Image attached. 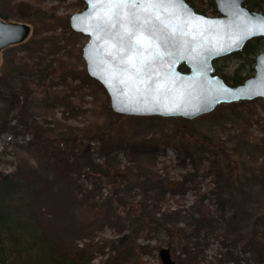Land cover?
<instances>
[{
	"label": "rangeland",
	"instance_id": "1",
	"mask_svg": "<svg viewBox=\"0 0 264 264\" xmlns=\"http://www.w3.org/2000/svg\"><path fill=\"white\" fill-rule=\"evenodd\" d=\"M211 1L213 6H210ZM13 6L23 17L39 9L44 13L47 25L37 29L34 36L33 23L27 20L20 22L30 26L31 34L22 44L2 51L0 76L15 89L24 87L29 92L26 101L20 98V104H24L30 117L29 122H37L46 131L59 122L67 129L68 138L74 146L85 145L89 141L96 163L105 164L112 170L119 167L124 178L130 180L129 184L126 183L128 185L122 184L123 187L120 183L103 180L98 185L99 189L95 190L96 198L103 203L110 198L138 204L147 199L149 203L145 193L147 186L141 185L149 167L173 182H181L183 176H187L188 181L181 190L175 195L167 193L162 199L163 208L180 210L182 217L192 211L191 206L204 194L207 198L203 203L216 214V202L209 190L220 188L224 198L229 200L225 210L228 215L235 216L237 233L225 238L220 235L223 232L220 230L217 236H200L198 249L192 250L196 258L191 264H236L232 259L241 260L240 264H255L251 261L249 250L244 251L243 242L264 220V101L220 105L210 114L191 120L184 128L176 122L179 118L149 121L123 116L116 119L107 112V95L86 75L81 51L88 38L73 33L69 28V17L82 11L84 3L81 0H0V9L11 18L14 15ZM202 8L204 11L198 12L210 17L218 15L213 0H202ZM261 13L264 14V10ZM35 40L40 42L39 48L32 43ZM261 52H264L263 39L260 40L258 54ZM255 57L250 56L248 60L255 61ZM22 60L27 64L50 67L41 86L38 85L41 77L36 71L23 78L8 74L9 68L21 66ZM241 62L242 59L230 55L214 61L213 66L220 69L218 75H231ZM254 64L245 63L242 74L245 79L254 75ZM56 94L67 99L58 100ZM7 107V103L0 99V122L6 115ZM15 113L13 111L5 117L14 129L0 134V172L13 173L19 169L22 176L37 184L31 208L41 231L55 248L69 252L74 248H91L90 264H106L111 257H118V264H161L158 252L161 248H168L176 264H186L182 248L190 243L179 244L176 240L169 247L165 235L156 232L153 227L124 226L121 220L101 223L99 218L106 215L111 206L107 204L103 211L99 207L96 210L100 211L97 212L99 217H96L89 208L92 201L86 202L76 192L73 181L55 177L54 172L29 149L27 143L31 136L19 125ZM95 131L111 135V159L106 160L101 155L99 143L89 140L90 134ZM176 131L180 132L179 135L183 132L188 135L184 147L191 157L185 162H179L182 159L178 158L173 144L166 140ZM124 140H153L158 143L159 151L154 157L115 151L119 142ZM209 144H223L221 150L225 148L226 156H220L216 147ZM219 169L232 177V185L227 187L221 181L217 173ZM92 185L91 180L84 182L88 189ZM115 191L117 197H112ZM5 212L14 214L11 210ZM118 216H125L121 207ZM176 227L185 228V221H179ZM263 232L258 228L257 235L262 238ZM125 236L128 238L121 241ZM228 252L231 253L230 258L225 256Z\"/></svg>",
	"mask_w": 264,
	"mask_h": 264
},
{
	"label": "trees",
	"instance_id": "2",
	"mask_svg": "<svg viewBox=\"0 0 264 264\" xmlns=\"http://www.w3.org/2000/svg\"><path fill=\"white\" fill-rule=\"evenodd\" d=\"M189 3L197 12L199 10L204 11L202 8V0H185ZM83 1L81 0V3ZM210 6H213L212 1ZM246 6L252 10L262 12L264 10V0H247ZM13 18L9 14L4 13L0 9V19L9 21L13 19L16 22H24L27 20L34 25V36L37 35V29L44 28L47 23L44 18V13L39 9L33 10L32 13L26 14L25 17L20 16L16 12L15 6H13ZM2 11V12H1ZM260 38H255L248 41L242 51L235 53L231 56L242 59L243 62L234 70L231 75H221L228 84L237 86L243 83L245 78L242 76L245 63L252 64L254 60L250 59V56H256L260 49ZM35 48H39L40 42L33 41ZM219 59L215 60L218 62ZM29 63V62H28ZM215 73L219 74L220 69L217 66H213ZM49 66L41 67L37 64H27L22 60L21 66L9 68L7 71L9 75L17 74L22 78L28 76L29 72L36 71L40 75L39 86L42 85V81L46 77V71L49 70ZM184 70V67L181 66ZM85 78L88 79L85 75ZM100 90L102 89L96 82H94ZM81 87V85L79 86ZM105 93V92H103ZM29 92L26 88L15 89L7 80L0 76V99L7 103L6 115L0 122V134L8 129H14L9 125L7 116L16 111V117L19 125L23 128L24 132L30 134L31 139L27 143L29 149L41 159L43 164L50 168L54 172L55 177L69 178L75 185L76 192L81 194V197L86 202H91L89 208L96 217L100 211H103V207L107 204L111 206V210L101 218V223L110 224L113 221H122L124 226H134L139 228L153 227L158 233H162L168 239L167 245L171 247L177 240L180 244L190 243L189 246H184L182 252L185 254L186 264H191V261L195 260L196 255L192 250L198 249V240L200 236L205 238L212 235H219L218 232L223 231V237L228 235H234L237 233V223L235 216L228 215L225 207L229 203V200L224 198V192L220 188H212L209 190V194L215 199L216 211L212 213L208 205L203 202L207 198V194L202 195L200 200H197L195 204L191 206V212L187 216L181 215L180 210H170L169 208H163L162 199L168 193L175 195L183 185L187 183V176L184 175L181 182H173L168 180L164 174H159L158 171L153 168H148V174L143 177L141 185H146L145 190L146 197L150 202L147 203V199L144 203H127L120 198L113 200L112 198L107 201L99 200L96 198L95 190L99 189L98 185L103 180L111 183H120L123 187L130 180H127L122 175L119 167L111 169L105 164H98L91 154V145L89 141L85 145L74 146L68 138V132L59 122L55 123V127L51 130H44L37 122L30 121L29 115L25 112L24 104H20V98L24 101L27 100ZM58 100H66L64 95H55ZM241 105V104H239ZM107 112L120 119L123 116L113 114L110 108L107 106ZM6 117V118H5ZM135 120H151L159 121V117H126ZM180 127L184 128L190 124V121L177 119ZM176 131L166 139L176 149V153L179 162H185L191 155L189 151L184 147L187 133L180 134ZM89 140L99 143V151L106 160L111 159L113 152L109 150L111 135L100 133L98 131L90 134ZM210 146H215L211 145ZM223 146H215L219 151L220 156L225 157L226 152ZM117 152H126L130 155H148L151 157L156 156L159 151L158 143L153 140L143 141H121L118 144ZM218 154V153H217ZM218 177L228 187L232 185L234 180L231 176H228L222 169L218 170ZM191 176V174H190ZM120 179V180H119ZM91 180L92 187L90 189L84 186V182ZM96 182H94V181ZM230 180H233L230 182ZM228 183V184H227ZM126 184V185H128ZM37 190V184L30 179L22 176L19 169L13 173L0 172V264H90L92 258V251L89 248L75 249L73 251L58 250L52 245L49 239L44 235L36 221V216L31 208V202L34 199V194ZM114 194V193H113ZM112 197H117V192ZM200 196V195H198ZM98 203H101L100 205ZM100 207V211H96ZM122 208L125 211V216L121 218L118 216V209ZM5 210L13 211V215ZM98 212V213H97ZM139 212L140 214H137ZM182 218V219H181ZM97 220V219H96ZM179 221H185V228H177L176 223ZM99 223V224H101ZM123 226V227H124ZM258 228L264 230V220L261 221L255 228L249 233L246 238V242H243L244 251L246 249L251 253V261L255 264H264V241L260 238ZM132 230L130 231V234ZM241 237L240 235H237ZM128 236L122 237L121 241H125ZM122 244V243H121ZM226 257L230 258L231 253H226ZM234 263L240 264L241 260H234ZM118 257H111L110 261L106 264H118ZM112 262V263H110Z\"/></svg>",
	"mask_w": 264,
	"mask_h": 264
},
{
	"label": "water",
	"instance_id": "3",
	"mask_svg": "<svg viewBox=\"0 0 264 264\" xmlns=\"http://www.w3.org/2000/svg\"><path fill=\"white\" fill-rule=\"evenodd\" d=\"M213 2L218 15L210 17L182 0L183 8L192 15L186 16L178 5L176 23L182 25L186 35L177 34L180 44L175 50L166 52L160 47L145 52L148 56L159 51L161 59L151 65L147 74L151 77L150 90L140 86L141 91L136 92L127 84L117 85L114 79L113 42L98 27L105 6L100 0H83L85 8L71 14L69 28L88 38L81 51L86 75L105 92L112 113L191 121L210 114L220 105L264 101V52L255 57L254 75L237 86L228 84L213 67L215 60L242 51L248 41L264 40V14L248 8L247 0ZM30 34L28 24L0 19V58L2 51L22 44ZM158 256L161 264H176L168 248H161Z\"/></svg>",
	"mask_w": 264,
	"mask_h": 264
},
{
	"label": "snow or ice",
	"instance_id": "4",
	"mask_svg": "<svg viewBox=\"0 0 264 264\" xmlns=\"http://www.w3.org/2000/svg\"><path fill=\"white\" fill-rule=\"evenodd\" d=\"M100 3L106 10L98 18V27L113 42L117 85L127 84L136 92L141 91L140 86L150 90L151 77L147 74L161 54L154 51L145 56V52L160 47L166 52L175 50L180 44L177 34L186 35L182 25L176 23L179 19L176 8L181 6L189 17L192 13L183 8L182 0H100Z\"/></svg>",
	"mask_w": 264,
	"mask_h": 264
}]
</instances>
